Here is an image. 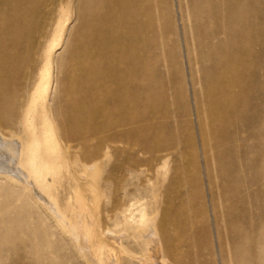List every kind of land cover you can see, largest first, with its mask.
<instances>
[{
	"label": "bare ground",
	"instance_id": "bare-ground-1",
	"mask_svg": "<svg viewBox=\"0 0 264 264\" xmlns=\"http://www.w3.org/2000/svg\"><path fill=\"white\" fill-rule=\"evenodd\" d=\"M66 1L0 0V188L17 197L0 201V264L10 259L11 264H66L59 259L63 254L69 264H124L122 256L137 264H163L160 236L180 264H210L188 261L192 243L159 227L139 197L126 207L121 223L103 227L101 172L120 156V144L134 147L130 154L141 169L133 177L148 168L153 200L169 174L163 148L142 144L148 134L120 131V101L132 97L130 88L139 100L165 97L163 73L169 75L181 61L167 52L172 46L154 38V21L161 22L157 15L167 0L159 5L158 0H109L110 7L97 6L101 14L84 52L58 58L76 15L75 1ZM202 1H187L194 8V53L186 57L195 64L190 71L198 84L195 106L214 131L224 120L223 129L234 132L225 140L227 150L220 144L212 148L217 178L225 181L213 192L224 206L222 254L231 264H264V39H258L263 0H209L213 8L196 10ZM62 74L68 85L57 95ZM178 103H184L183 95ZM88 115L95 116L88 120ZM124 192L130 194L129 185ZM21 212L32 218L43 213L52 242L37 229L20 235L12 215ZM130 239L140 252L125 245Z\"/></svg>",
	"mask_w": 264,
	"mask_h": 264
},
{
	"label": "rangeland",
	"instance_id": "rangeland-1",
	"mask_svg": "<svg viewBox=\"0 0 264 264\" xmlns=\"http://www.w3.org/2000/svg\"><path fill=\"white\" fill-rule=\"evenodd\" d=\"M74 1L75 22L70 29L67 48L58 50V58L70 56L71 53L82 54L84 52L83 45L91 39L90 35L95 30L97 23L96 18L101 14L97 6H111L109 0ZM187 1L167 0L163 14L160 15L159 12L157 15L158 21L161 19V22H157V19L154 21L155 41L160 43L163 39L168 46L174 48V51L171 49L172 47L167 48V52L175 53L181 60L178 65L174 66L173 70L171 69L169 75L163 73L166 84L165 97L158 94L153 98L139 100L134 98V90L130 88L132 97L120 101V131L132 135L136 133L148 134L149 140L146 141L143 138L142 144L147 142V146L150 148L157 146L163 148L165 152L161 153V158H169L167 180L163 184L160 181L157 182V184L160 183L159 189H157L160 197L157 201L153 200L151 192L149 193L151 190L147 187L148 181L152 177L147 172L148 168H146L144 176L138 178L135 175L133 177L141 169L134 163V158L130 154L134 147L120 144V156L113 157L110 164L101 172V188L106 197L103 199L101 209L104 219L103 227L113 228L117 222L121 223L122 213L126 207L134 201L135 197H139L147 207L150 217H156L159 227L165 226L173 235H185L192 243L194 249L190 247L187 249L188 261L198 258L200 262H210V264H231V258L226 253H224L225 256L222 254L223 251L226 252L227 250V245L221 244L227 238L226 224L222 217L224 206L217 197L213 198V192L217 193L218 187L225 181L217 178L219 169L212 148L216 144H220L224 151L227 150L228 145H225V140L232 137L234 132L223 129L224 120L217 121V129L214 131L211 126L207 125L206 113L204 111L197 113L194 98L196 94L199 96L198 92L196 93L198 84L190 79V71L195 70V64L194 59L188 61L186 57L187 52L189 55L194 53L192 49L194 8L187 5ZM64 3L67 4V1L64 0ZM160 3L158 0V5ZM261 6L264 8V0ZM211 7L213 8L209 0H205L197 4L195 9H209ZM189 11H191L190 15L188 14ZM162 17L167 21L162 22L164 21ZM260 35L258 39H264V30ZM256 37L254 36V38ZM69 65L70 62L67 59L64 66ZM66 78L67 75L65 74L60 76L61 81L57 95L61 94L65 86L68 85ZM131 82L135 83L134 80ZM181 95H183L184 103L179 104L178 100ZM94 116L88 115L86 119L89 120ZM239 144L236 143V145ZM237 156L241 157V154L237 152ZM163 162L164 160H161L160 164ZM225 163L229 171L231 169V166L228 165L229 158L225 159ZM242 174L244 173H239L240 176ZM127 185H129L130 194L124 192V187ZM1 186L2 183L0 182ZM6 191L8 190L3 187L0 188V201L7 202L17 198L15 193L11 194ZM226 197L223 198V201ZM107 202L110 204L108 205ZM21 205L22 202H18V206ZM108 215L111 220L107 218ZM38 216H41V221ZM38 216L35 215L32 218L26 212H21L17 216L12 215L16 220L15 225L19 233L27 228L37 229L38 234L47 237L45 241L51 240L52 242L50 223L43 221L45 220L43 213L41 215L38 213ZM20 235L24 234L20 233ZM160 238L162 241L161 252L163 251L161 253L162 263L180 264L176 258L167 253L163 237L160 236ZM127 241H125V245L131 251L140 252L137 243L131 239ZM36 242H40L39 236L36 238ZM60 247L64 251L68 249L64 243H60ZM120 256L122 255L120 254ZM59 259L69 264L64 254ZM121 259H123L124 264H137L130 262L127 258L124 259L123 256ZM11 261L12 259L9 260V264L12 263Z\"/></svg>",
	"mask_w": 264,
	"mask_h": 264
}]
</instances>
